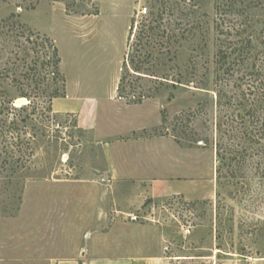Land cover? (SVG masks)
Instances as JSON below:
<instances>
[{"label":"rangeland","instance_id":"obj_1","mask_svg":"<svg viewBox=\"0 0 264 264\" xmlns=\"http://www.w3.org/2000/svg\"><path fill=\"white\" fill-rule=\"evenodd\" d=\"M152 1L38 0L30 10L0 1V264H264V148L247 145L246 158L217 181V144L240 146L235 130L218 131L219 120L232 119L215 84L179 88L170 102L162 85L157 97L129 103L160 83L134 75L135 88L117 96L129 55L146 70L145 51L166 49L162 34L135 37ZM165 1L173 10L160 29L180 37L182 1ZM206 2L194 37L174 46L173 73H183L191 51L202 64L194 49L206 39L213 60ZM12 12L16 23L3 25ZM43 36L58 49L63 89L39 67L51 54ZM54 88L60 95L50 97ZM11 158L22 165L16 172L3 164ZM125 177L134 184H121Z\"/></svg>","mask_w":264,"mask_h":264},{"label":"trees","instance_id":"obj_2","mask_svg":"<svg viewBox=\"0 0 264 264\" xmlns=\"http://www.w3.org/2000/svg\"><path fill=\"white\" fill-rule=\"evenodd\" d=\"M0 1L11 2L12 0ZM15 1H19L17 7H23L24 10L34 9L38 3V0ZM180 1H182V5L178 4V6L180 12L183 13L182 18L185 22L180 37L173 29H167V31L160 29L163 14L166 10H173V7L167 4L165 0L152 1L149 21L140 26L135 37L137 40L144 37L155 40L157 36L162 34L165 36L166 49L165 51L153 52L152 48L151 52L145 51L144 59H147L146 62L150 64L146 70L143 69L144 62L136 59L139 55H129L130 59L123 63V70L117 86V96L121 98L126 94L128 95L127 87L135 88V85L127 80L129 76L134 75L137 76V79H147L150 82L159 81L160 83L158 86L149 88L147 95L141 92L138 98L133 97L134 99L128 101L129 103H140L145 97H157L162 85H164L163 91L168 90L166 101L170 102L174 98V92L179 88L194 87L207 91L210 89L211 83L215 84L216 103L230 109L229 117L232 119L227 121L222 116L224 121L219 120L218 131L232 133L235 130L236 134L233 132L232 136H238L237 146H240V149L236 151L234 148L231 149L223 143L221 144L220 141L217 144L218 164L216 172L218 181L221 179L222 171L225 168L230 169L233 162L239 161L240 158H246L247 145L256 147L255 150L258 152L264 148V0H212L213 30L216 33L213 44L215 47L213 60L209 57V44L208 39H206L203 44L199 43V49H194L202 50L199 53L205 55L202 64H199V61L196 60L197 55H193V51H191V55L184 65L183 73L178 69L176 73H173V69L178 67L175 65L177 52L174 46L176 43L181 45L183 41L188 43L194 37V33L199 27L198 12L207 5L206 0ZM201 16H205V13H201ZM18 17V13L12 12L2 20V24L14 25L16 23L15 18ZM238 18H241L240 22ZM42 42L48 44L51 48V54L47 61L39 63V67L43 70L50 68L53 79L62 82L61 87L63 89L64 77L60 71L61 60L58 49L48 37L43 36ZM154 53L157 56L158 54L163 56V59L160 61V58H154ZM36 64L37 62H35V66ZM157 64L166 67V72L158 75V72L153 70V66ZM228 87L229 90L231 87L233 88L230 95L226 92ZM59 95L60 89L54 88L50 97ZM20 96L26 97L23 93ZM27 107L21 106L20 110H26ZM32 114L33 112L25 113L20 122L26 126L28 121H32ZM232 122L237 123L238 127L233 128ZM27 142V144H31V141ZM6 163L12 166V172H16L22 167L18 160L13 158L10 160L3 159V164Z\"/></svg>","mask_w":264,"mask_h":264},{"label":"crops","instance_id":"obj_3","mask_svg":"<svg viewBox=\"0 0 264 264\" xmlns=\"http://www.w3.org/2000/svg\"><path fill=\"white\" fill-rule=\"evenodd\" d=\"M93 102V101H92ZM92 104V103H91ZM91 104H87V105H85V107H87L88 106V108H89V106H91ZM97 121V120H96ZM123 125V122L121 121V123L119 124V130L120 131H125L127 128H125V126H122ZM130 129V128H129ZM123 146V145H122ZM134 179H131V178H129V177H125L124 179H122L121 181H120V183L121 184H125V185H132V184H134V182L135 181H133ZM78 259H68V260H62V261H58L57 263H55V264H78ZM132 261V260H131ZM133 262V261H132ZM82 264L84 263L85 264V262H81Z\"/></svg>","mask_w":264,"mask_h":264}]
</instances>
